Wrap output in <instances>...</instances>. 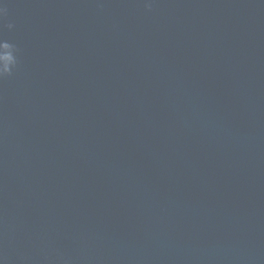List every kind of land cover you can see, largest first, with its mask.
Wrapping results in <instances>:
<instances>
[{
	"label": "water",
	"instance_id": "1",
	"mask_svg": "<svg viewBox=\"0 0 264 264\" xmlns=\"http://www.w3.org/2000/svg\"><path fill=\"white\" fill-rule=\"evenodd\" d=\"M150 2L3 0L0 264H264V0Z\"/></svg>",
	"mask_w": 264,
	"mask_h": 264
},
{
	"label": "clouds",
	"instance_id": "2",
	"mask_svg": "<svg viewBox=\"0 0 264 264\" xmlns=\"http://www.w3.org/2000/svg\"><path fill=\"white\" fill-rule=\"evenodd\" d=\"M148 8L151 10V2L149 0ZM6 7L3 6V0H0V18L6 16ZM13 24H9L8 28L11 30ZM20 49L16 44L0 38V80L12 77L19 68L20 64Z\"/></svg>",
	"mask_w": 264,
	"mask_h": 264
}]
</instances>
